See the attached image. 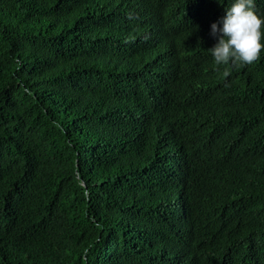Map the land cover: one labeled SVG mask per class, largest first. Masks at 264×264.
Returning <instances> with one entry per match:
<instances>
[{"label": "trees", "instance_id": "1", "mask_svg": "<svg viewBox=\"0 0 264 264\" xmlns=\"http://www.w3.org/2000/svg\"><path fill=\"white\" fill-rule=\"evenodd\" d=\"M230 3L0 0V264H264V50L202 52Z\"/></svg>", "mask_w": 264, "mask_h": 264}, {"label": "clouds", "instance_id": "2", "mask_svg": "<svg viewBox=\"0 0 264 264\" xmlns=\"http://www.w3.org/2000/svg\"><path fill=\"white\" fill-rule=\"evenodd\" d=\"M210 35L216 43L205 45L202 52L210 51L216 65H250L264 50V16L257 14L255 0H231L211 24Z\"/></svg>", "mask_w": 264, "mask_h": 264}, {"label": "bare ground", "instance_id": "3", "mask_svg": "<svg viewBox=\"0 0 264 264\" xmlns=\"http://www.w3.org/2000/svg\"><path fill=\"white\" fill-rule=\"evenodd\" d=\"M209 97V96H208ZM206 104V103H205ZM191 107V106H190ZM218 110V109H217ZM206 112V111H205ZM211 114V113H210ZM194 118V117H193ZM195 120V119H194ZM213 128V127H212ZM208 206V205H207Z\"/></svg>", "mask_w": 264, "mask_h": 264}]
</instances>
